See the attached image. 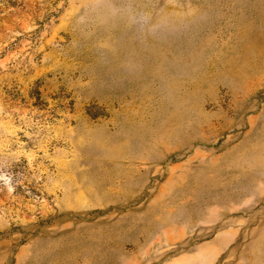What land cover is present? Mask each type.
<instances>
[{
    "label": "rangeland",
    "instance_id": "rangeland-1",
    "mask_svg": "<svg viewBox=\"0 0 264 264\" xmlns=\"http://www.w3.org/2000/svg\"><path fill=\"white\" fill-rule=\"evenodd\" d=\"M0 264H264V0H0Z\"/></svg>",
    "mask_w": 264,
    "mask_h": 264
}]
</instances>
